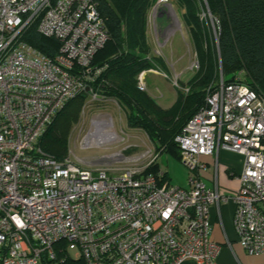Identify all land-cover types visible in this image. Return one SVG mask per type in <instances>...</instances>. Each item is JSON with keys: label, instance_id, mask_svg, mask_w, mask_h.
<instances>
[{"label": "built area", "instance_id": "2783aa9c", "mask_svg": "<svg viewBox=\"0 0 264 264\" xmlns=\"http://www.w3.org/2000/svg\"><path fill=\"white\" fill-rule=\"evenodd\" d=\"M35 20L42 36L59 42L53 59L20 39ZM108 38L96 0H0V264H41L57 251L81 264H219L209 209L227 199L239 243L264 254V98L247 85L220 77L175 137L191 170L187 188L144 173L154 154L112 168L69 154L58 160L38 146L65 102L92 94L101 69L91 61ZM219 149L243 160L229 197L199 174L200 158Z\"/></svg>", "mask_w": 264, "mask_h": 264}, {"label": "trees", "instance_id": "16d2710c", "mask_svg": "<svg viewBox=\"0 0 264 264\" xmlns=\"http://www.w3.org/2000/svg\"><path fill=\"white\" fill-rule=\"evenodd\" d=\"M96 1L109 38L91 61V69H101L89 83L91 92L114 99L124 110L127 125L144 132L156 156L144 173L158 176L162 172L160 180L169 182L158 156L167 152L180 160L175 137L204 105L220 77L224 83L247 85L264 98V0H205L209 19L200 18L203 0H176L194 43L199 70L186 88L175 87V101L165 109L138 86L140 73L158 67L155 58H159L154 56L147 35V15L156 0ZM20 39L52 59L59 49L57 40L37 31V20L23 29ZM92 94L82 91L65 102L38 140L44 153L58 160L68 155L70 132ZM63 256L57 251L56 260L44 257L41 264H81Z\"/></svg>", "mask_w": 264, "mask_h": 264}, {"label": "rangeland", "instance_id": "374dc122", "mask_svg": "<svg viewBox=\"0 0 264 264\" xmlns=\"http://www.w3.org/2000/svg\"><path fill=\"white\" fill-rule=\"evenodd\" d=\"M202 2L205 7L200 12V18L209 19L211 17L206 10V2ZM147 19L148 41L154 56L159 59L155 58L157 69L145 73L144 91L165 109L175 101V87L186 88V83L194 79L199 70V67H195L198 60L194 43L182 18L181 7L176 0H168L166 3L156 0ZM212 35L215 39L214 29ZM99 128L105 130L104 137L97 131ZM153 149L142 130L127 125L126 114L114 99L97 95L88 97L78 123L70 132L67 145L73 161H83L87 166L111 165L112 168L132 166L136 162L145 163L149 159L145 157L153 154ZM128 155H135L132 162H120ZM157 162L167 172L171 185L188 187L191 170L176 156L162 152ZM69 253L74 256L75 250Z\"/></svg>", "mask_w": 264, "mask_h": 264}, {"label": "crops", "instance_id": "0c3cea01", "mask_svg": "<svg viewBox=\"0 0 264 264\" xmlns=\"http://www.w3.org/2000/svg\"><path fill=\"white\" fill-rule=\"evenodd\" d=\"M87 92L90 94L89 91ZM155 92L158 91L155 90ZM160 96L163 97V94L161 93ZM100 130L105 134L104 129ZM134 158L135 155H128L120 162H132ZM200 162L203 167L199 174L206 187L217 186L219 192L227 197L235 194L239 187L238 175L242 169V156L232 151L219 149L212 156H202ZM234 208L233 201L227 199L209 209L211 221L209 236L212 241L220 245L217 262L219 264H264V254L248 253L239 243L233 224ZM181 264L195 263L186 260Z\"/></svg>", "mask_w": 264, "mask_h": 264}, {"label": "bare ground", "instance_id": "6f19581e", "mask_svg": "<svg viewBox=\"0 0 264 264\" xmlns=\"http://www.w3.org/2000/svg\"><path fill=\"white\" fill-rule=\"evenodd\" d=\"M97 131H99V132H100V135H101L102 137H104V132H102V131L100 130V128H99Z\"/></svg>", "mask_w": 264, "mask_h": 264}]
</instances>
